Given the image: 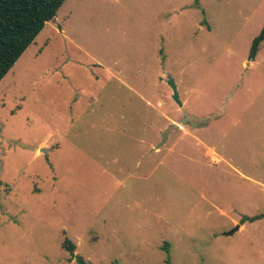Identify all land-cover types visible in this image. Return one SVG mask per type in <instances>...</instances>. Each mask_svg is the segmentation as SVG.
Here are the masks:
<instances>
[{"label":"rangeland","instance_id":"rangeland-1","mask_svg":"<svg viewBox=\"0 0 264 264\" xmlns=\"http://www.w3.org/2000/svg\"><path fill=\"white\" fill-rule=\"evenodd\" d=\"M193 3L65 0L2 78L0 264H264V0Z\"/></svg>","mask_w":264,"mask_h":264},{"label":"trees","instance_id":"trees-1","mask_svg":"<svg viewBox=\"0 0 264 264\" xmlns=\"http://www.w3.org/2000/svg\"><path fill=\"white\" fill-rule=\"evenodd\" d=\"M65 0H0V81L25 49L34 41L45 23L52 20ZM198 0H194V6ZM205 24V20L202 21ZM208 27V25L206 24ZM264 40V24L252 39L248 59L255 58ZM264 218V207L253 215H242L239 222H253ZM62 247L75 258L77 264H86L79 255H73L74 244L64 238ZM163 249L168 252V244Z\"/></svg>","mask_w":264,"mask_h":264},{"label":"water","instance_id":"water-1","mask_svg":"<svg viewBox=\"0 0 264 264\" xmlns=\"http://www.w3.org/2000/svg\"><path fill=\"white\" fill-rule=\"evenodd\" d=\"M167 84L171 88V91H172V99L178 105H181V100L179 99V94H178V91H177V87H176L175 81L171 77H168ZM43 151L45 152L44 149H43ZM238 226H239V224H237L235 228L231 229L230 231L226 232L225 234H227V235L232 234L238 228Z\"/></svg>","mask_w":264,"mask_h":264}]
</instances>
